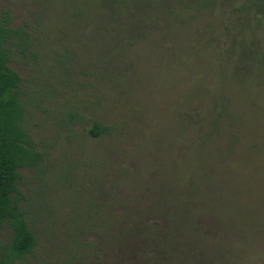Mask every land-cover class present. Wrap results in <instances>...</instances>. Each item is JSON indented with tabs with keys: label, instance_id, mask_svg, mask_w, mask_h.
<instances>
[{
	"label": "rangeland",
	"instance_id": "1",
	"mask_svg": "<svg viewBox=\"0 0 264 264\" xmlns=\"http://www.w3.org/2000/svg\"><path fill=\"white\" fill-rule=\"evenodd\" d=\"M1 8L45 46L9 62L41 154L19 169L16 193L38 240L28 264H264V0ZM182 114L201 132L218 126L199 182L181 179L198 139ZM93 122L110 133L89 134ZM105 206L127 216L122 239L100 230Z\"/></svg>",
	"mask_w": 264,
	"mask_h": 264
},
{
	"label": "trees",
	"instance_id": "2",
	"mask_svg": "<svg viewBox=\"0 0 264 264\" xmlns=\"http://www.w3.org/2000/svg\"><path fill=\"white\" fill-rule=\"evenodd\" d=\"M10 11L0 9V228L9 225L11 229L8 239L0 238V264H28L30 259L36 258L38 240L32 223L21 208L16 193L18 192L19 169L32 167L40 160V152L35 143L23 127L24 101L22 97L23 79L20 74L10 67L9 62L16 58L37 59L44 55L45 46L36 34L34 28L28 25H12ZM259 58V55L257 56ZM75 114V115H74ZM72 120L76 113L70 114ZM202 119L191 120L188 115H181L180 130L196 125L197 138L193 141L191 149L193 156L185 164H194L193 168L185 169L181 179H196L199 182L205 177L203 165L200 162V151L205 148L209 140L208 134L217 131L215 120L208 122L209 129L200 131ZM93 136L109 134L108 125L93 122L88 129ZM229 153V152H228ZM196 190V186L184 187L185 196ZM175 191V189H174ZM186 192H189L186 194ZM100 216V230L111 238L122 239L129 230L125 214L111 215L108 207Z\"/></svg>",
	"mask_w": 264,
	"mask_h": 264
}]
</instances>
